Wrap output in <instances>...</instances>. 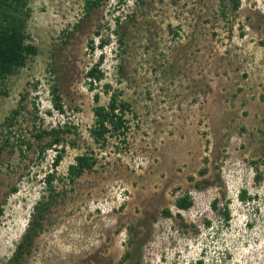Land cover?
Wrapping results in <instances>:
<instances>
[{"label":"rangeland","instance_id":"rangeland-1","mask_svg":"<svg viewBox=\"0 0 264 264\" xmlns=\"http://www.w3.org/2000/svg\"><path fill=\"white\" fill-rule=\"evenodd\" d=\"M238 1L101 0L87 14L84 0H28L37 54L0 94V264H119L127 251L124 264H264V0ZM112 92L129 128L101 148L92 111ZM64 122L75 133L53 168L55 149L33 135ZM82 154L95 166L70 178Z\"/></svg>","mask_w":264,"mask_h":264},{"label":"trees","instance_id":"trees-1","mask_svg":"<svg viewBox=\"0 0 264 264\" xmlns=\"http://www.w3.org/2000/svg\"><path fill=\"white\" fill-rule=\"evenodd\" d=\"M101 0H84L85 11L88 14L92 9L100 6ZM239 6V1L234 0L233 10H236ZM30 10L28 7V0H0V94L5 95L7 92L3 89L5 80L9 76L18 74L19 69L23 68L26 64L28 57L35 56L37 49L35 46L27 42L28 35L25 34V18H28ZM87 78L90 79V89L92 90L93 82H100L102 80V74L97 69H91L87 73ZM93 81V82H92ZM2 87V88H1ZM104 93L109 94L107 90ZM57 89H51L52 104L53 107L60 113H63L62 106L60 104V97L57 95ZM95 102H98V96H94ZM19 109H15L11 112L10 116L6 118L7 127L12 126L13 122L19 115ZM130 111L127 103L120 99V95L116 92H112L109 96V101L106 107L96 106L93 113V126L89 131V135L93 142L99 147L103 148L107 143L108 138L125 136L128 131V125L126 120V113ZM72 132L70 124L64 122L57 128H51L49 130L40 129L36 130L33 135L35 140L48 139V141L41 146L40 152L45 150L55 149L56 155L52 161V167L56 168L62 160L63 142L64 137ZM124 139V138H123ZM60 146L61 148H57ZM96 160L82 154L75 158V163L68 168V176L70 178L79 177L85 171H91L95 166ZM51 179L52 175L48 174L45 178L46 185L51 192ZM257 181L260 179L256 177ZM16 192L15 189L12 190ZM244 194L241 195L243 199ZM50 194L41 199L39 204L34 208L35 212L28 223V226L22 235L20 243L17 245L15 254L12 260L18 261L26 250L32 245L34 237L37 235L41 227V220L44 213L48 209V200ZM45 200V201H44ZM193 206V200L189 195L180 197L175 202V207L179 211H186ZM213 208L215 206L213 205ZM165 217H170L169 210L163 212ZM2 211H0V215ZM225 221L229 219V212L227 208L224 210ZM132 228L129 230L131 233ZM132 258L131 252L127 251L123 256V259L119 264H124ZM140 260H137L133 264H139ZM197 264H201L200 262Z\"/></svg>","mask_w":264,"mask_h":264}]
</instances>
